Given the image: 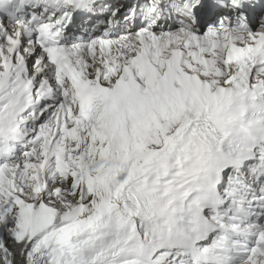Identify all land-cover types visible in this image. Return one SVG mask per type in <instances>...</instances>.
Returning a JSON list of instances; mask_svg holds the SVG:
<instances>
[{"label": "snow or ice", "instance_id": "1", "mask_svg": "<svg viewBox=\"0 0 264 264\" xmlns=\"http://www.w3.org/2000/svg\"><path fill=\"white\" fill-rule=\"evenodd\" d=\"M0 264H264V0H0Z\"/></svg>", "mask_w": 264, "mask_h": 264}]
</instances>
